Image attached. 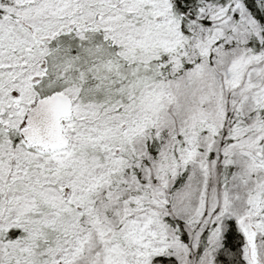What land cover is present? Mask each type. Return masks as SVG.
Returning <instances> with one entry per match:
<instances>
[{
    "label": "snow or ice",
    "instance_id": "snow-or-ice-1",
    "mask_svg": "<svg viewBox=\"0 0 264 264\" xmlns=\"http://www.w3.org/2000/svg\"><path fill=\"white\" fill-rule=\"evenodd\" d=\"M0 264H264V0H0Z\"/></svg>",
    "mask_w": 264,
    "mask_h": 264
}]
</instances>
